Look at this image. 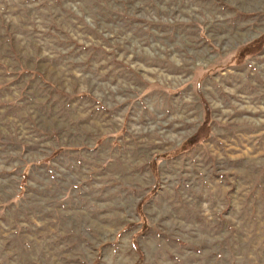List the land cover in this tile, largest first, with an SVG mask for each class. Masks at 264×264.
Instances as JSON below:
<instances>
[{"label":"rangeland","instance_id":"374dc122","mask_svg":"<svg viewBox=\"0 0 264 264\" xmlns=\"http://www.w3.org/2000/svg\"><path fill=\"white\" fill-rule=\"evenodd\" d=\"M0 264H264V0H0Z\"/></svg>","mask_w":264,"mask_h":264},{"label":"trees","instance_id":"16d2710c","mask_svg":"<svg viewBox=\"0 0 264 264\" xmlns=\"http://www.w3.org/2000/svg\"><path fill=\"white\" fill-rule=\"evenodd\" d=\"M196 137H200V135H197ZM197 138H193V140H196ZM154 166V165H153ZM141 205V204H140Z\"/></svg>","mask_w":264,"mask_h":264}]
</instances>
